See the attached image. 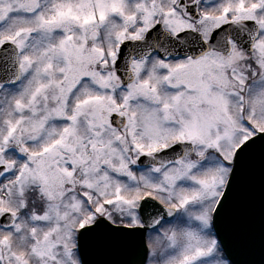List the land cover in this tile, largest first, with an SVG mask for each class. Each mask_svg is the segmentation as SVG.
<instances>
[{
  "label": "snow or ice",
  "instance_id": "1",
  "mask_svg": "<svg viewBox=\"0 0 264 264\" xmlns=\"http://www.w3.org/2000/svg\"><path fill=\"white\" fill-rule=\"evenodd\" d=\"M0 264H264V0H0Z\"/></svg>",
  "mask_w": 264,
  "mask_h": 264
}]
</instances>
